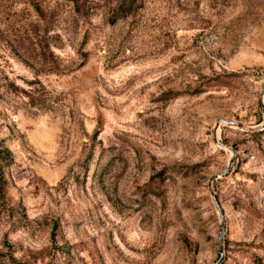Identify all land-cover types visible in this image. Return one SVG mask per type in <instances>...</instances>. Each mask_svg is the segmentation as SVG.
<instances>
[{
  "label": "rangeland",
  "instance_id": "rangeland-1",
  "mask_svg": "<svg viewBox=\"0 0 264 264\" xmlns=\"http://www.w3.org/2000/svg\"><path fill=\"white\" fill-rule=\"evenodd\" d=\"M263 86L264 0H0V264H264Z\"/></svg>",
  "mask_w": 264,
  "mask_h": 264
},
{
  "label": "water",
  "instance_id": "water-1",
  "mask_svg": "<svg viewBox=\"0 0 264 264\" xmlns=\"http://www.w3.org/2000/svg\"><path fill=\"white\" fill-rule=\"evenodd\" d=\"M260 103H261V110H262V114H263V123L261 125H259L258 127L249 128V127H245V126L238 124V123H232V122H227V121H221L218 124V126L226 125V126L231 127V128H236L239 130H244V131L252 132V133L264 130V86H263L261 97H260ZM229 170H230V168H229ZM229 170L227 171L226 174H228ZM223 235H224V230H222L221 238H223Z\"/></svg>",
  "mask_w": 264,
  "mask_h": 264
}]
</instances>
